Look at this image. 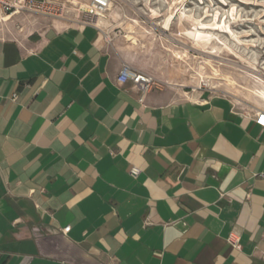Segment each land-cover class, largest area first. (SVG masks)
<instances>
[{
    "label": "crops",
    "instance_id": "1",
    "mask_svg": "<svg viewBox=\"0 0 264 264\" xmlns=\"http://www.w3.org/2000/svg\"><path fill=\"white\" fill-rule=\"evenodd\" d=\"M40 22L0 34V264H264L262 109L140 101L98 22Z\"/></svg>",
    "mask_w": 264,
    "mask_h": 264
},
{
    "label": "rangeland",
    "instance_id": "2",
    "mask_svg": "<svg viewBox=\"0 0 264 264\" xmlns=\"http://www.w3.org/2000/svg\"><path fill=\"white\" fill-rule=\"evenodd\" d=\"M70 1L82 11L91 2ZM111 5L103 17L106 39L125 62L155 78L154 88L191 98L224 95L247 110L264 109V0H112ZM43 17L16 15L0 22V34L37 33Z\"/></svg>",
    "mask_w": 264,
    "mask_h": 264
},
{
    "label": "built area",
    "instance_id": "3",
    "mask_svg": "<svg viewBox=\"0 0 264 264\" xmlns=\"http://www.w3.org/2000/svg\"><path fill=\"white\" fill-rule=\"evenodd\" d=\"M70 2V0H0V22H6L16 15L35 13L65 20L71 24H97L98 19L105 16L112 4V0H91L82 11L71 7ZM117 80L122 84L133 83L140 93V101H144L146 94L156 84L152 75L137 71L127 62L122 64ZM17 96L16 92L13 93L12 100H16ZM256 123L264 128V109L257 112ZM140 172L141 168L138 166L130 169L134 177H137ZM70 228V225L65 227L64 232H68ZM228 241L235 247L240 246V238L233 233L228 237Z\"/></svg>",
    "mask_w": 264,
    "mask_h": 264
},
{
    "label": "bare ground",
    "instance_id": "4",
    "mask_svg": "<svg viewBox=\"0 0 264 264\" xmlns=\"http://www.w3.org/2000/svg\"><path fill=\"white\" fill-rule=\"evenodd\" d=\"M112 6V5H111ZM110 9H111V7H110ZM98 24L100 25V26H104L105 25V19H103V17H100L99 19H98ZM192 31V30H191ZM189 34L190 35H193V32H189ZM192 38V37H191Z\"/></svg>",
    "mask_w": 264,
    "mask_h": 264
}]
</instances>
